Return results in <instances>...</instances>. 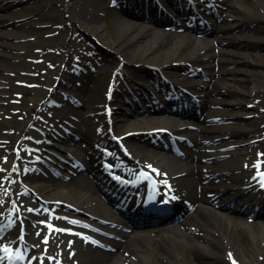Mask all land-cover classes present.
<instances>
[{"label": "bare ground", "instance_id": "6f19581e", "mask_svg": "<svg viewBox=\"0 0 264 264\" xmlns=\"http://www.w3.org/2000/svg\"><path fill=\"white\" fill-rule=\"evenodd\" d=\"M183 1L184 4L191 3L194 7L200 4V0ZM210 1H212V9L215 10L216 6L220 9L219 12L224 22L222 30L218 29L220 25L217 24L219 25L217 30L209 34V36L215 35L217 39L216 46L219 50L211 42L203 41L197 45L189 37H183L177 42L162 47L160 42L164 35L151 33V29L137 21L141 19L135 18L132 11H126L128 14L119 19L121 39L125 38L129 42L139 43L135 47L138 52L142 50L141 43L143 41L147 42L145 44L146 53L141 56L143 64H151L163 74L169 73L172 79L169 86L181 93L180 99L191 98L192 95L189 96L188 94L191 92L201 93L204 97L206 96L201 102L202 108L206 112L208 107L220 105L225 101L224 105L230 109L229 114L213 117L206 116L205 113L202 115L195 113L191 117L195 126L184 131V138L171 132L167 133L168 138L171 137L169 136L171 134L172 136H179V138L176 137V142L181 143L183 147L177 150L173 148L172 143L158 142L157 147L160 152L157 155H145L140 152L143 146L139 143L145 136L138 134V132L162 128L167 125L178 126L175 118H182L179 113L173 111L172 108V110L158 108L154 110L153 120H148L143 127L128 125L127 121L123 122L122 127H119L116 123V132L120 137L114 140L116 146L118 144L127 145L133 153L134 159H136V164L135 162L131 164L133 166L131 169L127 168L128 165L127 167L124 166L116 152L102 153L103 149H101L97 134L87 131L77 123L69 124L70 130H64L66 134L72 136H75L72 134L74 132L80 133L83 136L82 141H85L90 149L96 151V156L104 169L116 173L120 178H123V181L129 179L133 183V187H127L125 184L119 183L116 184L114 190L107 189V191H111V194H116V197L123 200L122 207L130 210L132 217L145 216L139 212L141 207L154 214H159L161 209L157 201L160 198H168L174 204V209H171L169 218L163 217L160 218V221L146 218L149 222H137L146 225L148 231H150L143 237H131L121 230L119 225H114L112 231L107 229L114 222L104 212L105 206L101 202L99 191L90 175H83L80 179L74 180L73 185L66 182L52 183L51 180H45L44 178L40 180L42 175L38 173V169L35 167L36 157L48 151L49 137L53 135V129L49 127L50 125H40L42 127L41 133L46 134L47 143L37 149H30V143L24 134L38 126L37 120L31 118L21 119L20 126L13 124L9 128L13 131L9 135L15 136L20 143L19 150L9 148L8 139L0 140L2 142L0 151L3 152L0 153V182H2L1 180L5 181V186L0 188V233L6 234L5 238L0 239V264H73L70 263L73 259L69 258L67 253V249L71 244L69 241L63 247L55 244L44 247L43 244L38 243L33 251L25 250L22 244L20 248H16L18 244L16 237L18 219H24L25 215L31 216L32 223L24 221L21 223V225H25L26 232L41 239H53L50 228H60V224L50 223L43 215L42 209L47 208L52 211V206L46 205L66 204L67 202L73 207L68 206L71 213L66 214L65 219L71 223L79 222L76 219L77 217L81 218L80 213H88L94 219L91 222L86 220H83V222L90 225L93 230L104 232L108 237L102 240L91 235L89 230L79 228L82 234L91 236L99 246L88 245L80 257L81 261L76 258L77 261L74 264H233V262L235 264H264V232L260 237L257 233V229L259 230L257 222L253 223L254 231H251L252 226L240 218L242 217L240 215H243L254 218V221L259 220V218L264 219V189L261 187L264 183L262 182L264 177L261 176L264 171V160H257L254 168L242 167L243 164H249L255 151L264 150V135L260 136V141L257 140L259 142L248 145L249 139L223 142L213 147L206 145L209 140L221 136L246 138L249 133L252 135L256 132L261 133L264 130V115L260 117L262 119L259 125L257 124L258 119L254 120L252 132H249L251 128L237 130L230 127V125L220 123L222 119L226 122L230 120L244 122L247 119L246 116L253 113L249 110L250 104L264 108V88H261V86H264V74L252 69L234 67L229 71L221 70L220 74L217 75V71L213 68L216 63L220 67L225 63L229 65L244 63L247 66L254 63L264 65V61L258 60L255 62L251 59L249 52L241 49L248 46L264 50V46L260 43L252 46L251 43L254 42V39H250L251 42H241L240 40L243 25H246V22H250L249 25L264 22L262 21L264 20V0H204L207 4ZM170 2L176 5L175 0H170ZM180 3L178 1V4ZM219 3L224 7L220 6ZM138 9H141V6ZM191 11L190 8L189 13ZM27 15V11L2 9L0 5V22H4L6 18L22 19ZM151 17L154 18L155 16ZM94 19L93 16L87 22H94ZM78 21L94 35L98 34L95 28H91L93 24H85L81 19H78ZM151 21L153 23L155 20ZM194 27H189L187 31L190 30L191 32ZM197 28L200 30V27ZM158 30L164 31L162 29ZM204 31L208 32L210 30L204 28ZM25 35L24 32L16 29L2 30L0 31V42L6 43ZM248 37L255 38L253 34L248 35ZM9 45L13 47L21 46L14 41L10 42ZM109 45L113 50L118 48L115 42L111 41ZM184 46L197 56L200 65L207 69L206 72H210L209 76L201 73L196 74L195 78L191 79V84L187 87L184 86L186 89L176 82L175 72L171 71V64L174 61L184 60ZM151 53L153 54L151 55ZM224 54H230V58H222ZM253 56L259 58L263 54L257 53ZM165 57L166 59H164ZM228 72L230 73L228 79L231 82L222 84L224 79L222 75ZM241 72L246 75L244 77L239 76ZM163 82L165 83V81ZM248 83L254 84V88L245 89ZM90 94V92L86 93L87 96ZM192 99L194 97L188 99L190 105H193ZM36 100L38 101L37 109H45V102L40 98H36ZM173 100L177 104V100ZM0 101L5 102V99L0 97ZM197 103L194 104V107ZM168 104L173 103L168 101ZM238 109L241 111L238 112ZM257 112L259 111L257 110ZM125 117L127 118V116ZM7 118L5 108L0 105V119L5 121ZM89 118V116H85L84 123H87V120L90 122ZM160 118L166 119V123L159 126L155 125V120H160ZM0 135H2L1 132ZM55 137L63 139L61 133L56 134ZM190 140L194 143L193 148H189L186 144ZM232 144L240 145V148L220 150ZM116 146L110 147L115 150ZM174 151L178 154L177 158L172 157L176 156L172 154ZM226 155H229L228 160L226 162L221 160L226 168L218 171L219 168L215 164V158L212 157H226ZM4 156L7 157L6 161H3ZM21 157L25 158L28 163L22 166L18 171V177H16L15 170L10 167L5 168V166L15 161L18 163ZM158 158L162 160V165L170 169L167 170V172H170L167 173L169 175L157 174L160 172L155 165ZM210 158L213 160L210 161ZM70 166L69 169L72 174L77 172V166ZM11 179H14V181L19 180L22 183V187L16 185L18 192L23 189L30 195L40 196L43 202L46 201V205L39 203L35 207L21 198L14 205V210L8 209L5 188L12 186ZM219 179L220 181L217 183L216 180ZM228 181H232V184H229ZM128 186L131 185L128 184ZM118 188L120 189L116 192ZM165 191L169 194H165ZM133 192L134 194H132ZM229 193L232 194L225 197ZM140 195L145 196L141 206L139 203ZM237 195L239 196L236 198V205L234 207L227 205L228 199ZM133 220L135 222V219ZM46 225H49V229L44 230ZM140 233L142 232L138 231L134 235H140ZM4 241L9 242L5 243ZM4 243L5 245H3ZM11 243H13L12 246ZM9 246L13 251L7 254L2 248ZM103 247L107 251H104ZM21 248L25 251H21ZM41 253H43V259L37 255Z\"/></svg>", "mask_w": 264, "mask_h": 264}, {"label": "rangeland", "instance_id": "374dc122", "mask_svg": "<svg viewBox=\"0 0 264 264\" xmlns=\"http://www.w3.org/2000/svg\"><path fill=\"white\" fill-rule=\"evenodd\" d=\"M120 1L121 0H95L94 2L93 0H28L24 2V0H9L6 4H4V8L24 10L30 13L29 16H27V20L21 23L14 21L16 19L11 20L12 23H8L6 26L0 23V30H14L21 28L26 34L22 38L15 41L19 44V46L21 45L20 47L4 46L0 44V51H4L3 53L0 52V86L2 87L3 85L8 90L7 95H4V91L0 94L8 98V101H6L4 105L7 107L8 115L12 118L7 121H0V132L4 129H8L10 125H20L19 117H28L34 113L33 107L37 104L36 98L45 97V88L57 79L59 72H65L64 67L73 66L76 68L75 71H77V73L72 75L71 82L77 80L78 83H83V79L86 78L89 83H93L95 81L99 84V86L95 87L96 85H93L91 87H83L79 90L76 89L75 91L78 93L77 98L75 100L68 99L67 107L57 110L56 116L64 122V119L67 121L74 119L81 120L83 114L90 113L93 116V118H90V124H84V121L79 122L81 127L91 130L92 133L96 131L95 129L99 130L98 126H100L103 122L99 113L101 112L103 106L109 103L107 97V91L109 90L105 89V86L101 84V81L105 82L110 76V81L116 85L121 92L128 87L131 88L132 86H136L139 90H146L145 88H148L149 92H146L148 97L150 90L153 89L152 73L155 74L157 79L161 78V75L160 72L153 67V65L148 63L143 64L142 62L141 56L146 53V41L141 43L142 50L138 52L135 50V47L138 46L139 43L129 42L125 38L121 39L119 19H121L122 16L125 17V15L123 11H120L119 9L118 2ZM131 1L132 4L130 5L135 6L134 11L138 15H147L150 13V10H152L151 3L148 4L150 8L149 11H142L141 9H138L140 3L143 7H145L147 0ZM93 16L95 18L94 22H87L92 19ZM78 19H81L85 24H93L91 28H95L98 34L94 35L91 31L87 30V27L80 24L81 22H79ZM35 20H39V23H36ZM139 22L140 24L149 27V21L140 20ZM249 24L250 22H246V25H243V31L240 35L241 42H251L250 39H254V42L251 43L252 46L256 43H260L264 46V22L256 25ZM162 33L168 34L167 36H163V39L160 42L162 47H165L172 42H177L179 39L183 38L182 32L177 34V31H174L173 29L170 31H163ZM250 34H253L255 38L248 37ZM111 41L115 42L118 46L116 50H113L111 45H109V42ZM196 44L199 45L200 43L197 42ZM241 49L249 52L251 59L255 62L258 60L264 61V50L254 49L253 47L248 46L242 47ZM257 53H261L263 56L259 58L253 56ZM152 54L153 53H151V55ZM183 56H185L184 60L174 61L171 64V71L175 72L174 74L177 77L176 82L178 84L182 86H188L191 84L190 76H192V72L202 74L206 73L204 75L207 76L210 75V72H206L207 69L203 65H200L201 63L199 59H197V56L191 53L187 47H185ZM222 58L229 59L230 54H224ZM164 59H166V57ZM120 63H123V69L121 70V73L116 74L113 70L119 69ZM234 67L252 69L264 74V65H258L257 63L249 66L244 63H237L235 65L225 63L222 67L216 63L213 68L217 71V75H219L221 70L229 71ZM83 68L88 69L86 74L84 73ZM71 73L72 71L65 73L67 75L62 73L63 77L61 79H66L68 78L67 76L70 77ZM229 75V72L222 75L224 78L222 80V84L231 82V80L228 79ZM245 75V73H239V76L241 77H244ZM80 76L81 78H79ZM100 76H103V80H99ZM165 77L167 80L171 79V75L169 73H166ZM254 86V84L248 83L245 89H252ZM261 88H264V86H261ZM61 89L66 90L62 83ZM87 92H90L91 94L87 96ZM126 98L127 102L128 100L134 102V97L127 96ZM55 99L57 98L55 97ZM118 100H120V97L117 101L113 100L111 103L118 102ZM80 102L82 107H80ZM152 102L154 101L152 100ZM117 105L121 107L119 110L122 111L123 109V111L126 110L130 113L129 124H143L144 118L138 117V114H142L141 110H138V114H136L135 110L130 107H126V103L123 104L120 102ZM211 110L217 112L223 111V109L220 108ZM257 110L260 111V114L258 115L255 113ZM224 111L228 113L229 109L225 108ZM47 112H52V110H47L45 113L43 112L42 114L34 115L48 118ZM252 112L253 113H251L252 115L250 116L251 118L246 119L243 123L232 122L227 125H231L233 129L237 130L251 128L249 132H252L254 129V120L258 119L257 124L259 125V122L262 119H260V117L264 115V111L259 106H256L252 109ZM121 113L122 112H120V114ZM257 135L259 134L256 132L254 135H250V133L247 134L246 138L223 137L214 140L212 144L208 146L213 147L220 143L231 142L234 140H250V138L252 139L253 136L255 137ZM3 137L5 136H0V138ZM99 137L104 143L107 141L105 136ZM10 139L12 145H14L15 138ZM141 144L143 145L140 150L141 153L145 155L155 154L153 149L148 150L150 147L145 140H143ZM234 145L235 146H233L232 149L240 148L237 144ZM222 150H228V148ZM228 158L229 157H221L220 159L215 156V164H217L216 166L219 168L218 171L226 168V165L221 163V160L226 162ZM79 177L80 176L77 178ZM55 181L65 182L63 180ZM216 181H220V179ZM67 183L71 185L74 184V182L70 180H68ZM228 183L232 184L231 181H228ZM8 192L14 200V195H16V193L13 190ZM230 195V193L226 194L225 197ZM236 198V196L230 198L227 203L232 206L236 205L234 202ZM33 200L34 199L32 198L29 199V201ZM62 210L63 208L58 211L59 214H51L47 212L45 213V216L52 222L56 220L62 222L64 221L62 217V213H64V211ZM105 211L108 214L106 207ZM242 220L245 222L249 221V219L245 217L242 218ZM79 227L89 229L87 226ZM250 229L251 231H254V227H251ZM260 237L262 236L260 235ZM68 240L73 241L72 246L67 249V253L69 258L73 259L70 263L74 264L77 259L80 260L83 251L86 249L85 243L89 241L88 238L82 237L78 233L63 229L62 231H57L55 233V237L50 240L41 239L38 236H28L24 239L26 244L25 246L27 247L30 246V242L32 243L33 241L43 244L44 247H47L49 244H55L63 247L67 244ZM45 241H47V243H45ZM91 244L97 245L94 241H91Z\"/></svg>", "mask_w": 264, "mask_h": 264}, {"label": "snow or ice", "instance_id": "6c2138e0", "mask_svg": "<svg viewBox=\"0 0 264 264\" xmlns=\"http://www.w3.org/2000/svg\"><path fill=\"white\" fill-rule=\"evenodd\" d=\"M257 167H258V165H257ZM157 174H159V173H157ZM261 176L264 177V173H261ZM262 182H264V181H262ZM30 211H31V209H30ZM57 231H62V230L57 229ZM45 243H47V241H45ZM3 250H4L5 252H7V248H4ZM233 264H235V262H233Z\"/></svg>", "mask_w": 264, "mask_h": 264}]
</instances>
